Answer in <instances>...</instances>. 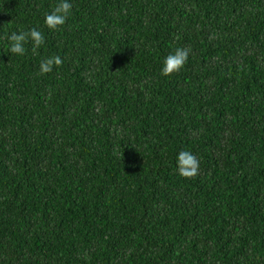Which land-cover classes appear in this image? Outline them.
Here are the masks:
<instances>
[{
  "label": "trees",
  "instance_id": "trees-1",
  "mask_svg": "<svg viewBox=\"0 0 264 264\" xmlns=\"http://www.w3.org/2000/svg\"><path fill=\"white\" fill-rule=\"evenodd\" d=\"M58 2L0 0V264H264V0Z\"/></svg>",
  "mask_w": 264,
  "mask_h": 264
},
{
  "label": "clouds",
  "instance_id": "clouds-1",
  "mask_svg": "<svg viewBox=\"0 0 264 264\" xmlns=\"http://www.w3.org/2000/svg\"><path fill=\"white\" fill-rule=\"evenodd\" d=\"M72 10L70 0H59L51 12L44 14V24L50 30H56L65 25ZM9 54L16 56H25L26 45L31 43V52L38 54V50L45 44V36L38 27H32L27 30L12 31L7 36ZM190 50L183 47H177L170 52L161 61L160 74L169 77L173 73L179 72L187 63ZM62 59L58 55L48 56L41 59L39 63L38 75L51 73L55 68L62 64ZM200 161L196 155L188 150H181L176 156V167L178 174L183 177H193L198 174Z\"/></svg>",
  "mask_w": 264,
  "mask_h": 264
}]
</instances>
